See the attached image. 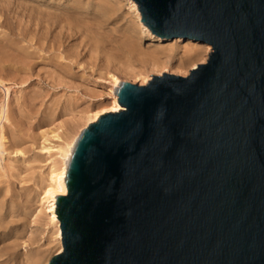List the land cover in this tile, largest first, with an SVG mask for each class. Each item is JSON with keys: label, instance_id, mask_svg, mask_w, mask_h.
<instances>
[{"label": "water", "instance_id": "obj_1", "mask_svg": "<svg viewBox=\"0 0 264 264\" xmlns=\"http://www.w3.org/2000/svg\"><path fill=\"white\" fill-rule=\"evenodd\" d=\"M211 45L185 76L119 82L77 137L48 264H264V0H133Z\"/></svg>", "mask_w": 264, "mask_h": 264}, {"label": "rangeland", "instance_id": "obj_2", "mask_svg": "<svg viewBox=\"0 0 264 264\" xmlns=\"http://www.w3.org/2000/svg\"><path fill=\"white\" fill-rule=\"evenodd\" d=\"M133 3L0 0V264L57 254L51 173L88 118L109 110L115 77L143 85L207 60L211 45L144 32Z\"/></svg>", "mask_w": 264, "mask_h": 264}, {"label": "bare ground", "instance_id": "obj_3", "mask_svg": "<svg viewBox=\"0 0 264 264\" xmlns=\"http://www.w3.org/2000/svg\"><path fill=\"white\" fill-rule=\"evenodd\" d=\"M135 3V2H134ZM133 3V4H134ZM1 9V8H0ZM44 16V15H43ZM141 17V16H140ZM35 24V23H34ZM139 24L141 25V27L143 28V31L144 32H146L147 34H149L150 36H153V37H155V38H157V39H159L160 41L162 40V42L163 41H166V40H169V39H165V38H158V37H156V36H154L144 25H143V23L141 22V20H140V22H139ZM44 28V27H43ZM42 33V32H41ZM174 39H178V37H175V38H173L172 40H174ZM179 40H181V38H179ZM188 42H191V43H193V44H196L197 43V41H194V40H192L191 41V39H186ZM201 44V43H200ZM202 44H203V42H202ZM206 44V47L208 48V50L210 51V48L207 46V45H209V44H207V43H205ZM204 44V45H205ZM208 51V52H209ZM197 52V51H196ZM196 52H194V53H196ZM144 53V52H143ZM198 55V53L196 54V56ZM195 56V55H194ZM190 58V57H189ZM194 58V57H193ZM1 59V58H0ZM20 60V59H19ZM1 61V60H0ZM196 65H194L193 66V68L195 67ZM1 80V79H0ZM2 81H0V83H1ZM114 82H115V84L116 85H118L119 84V78L118 77H115L114 78ZM2 85V84H1ZM3 86V85H2ZM4 87V86H3ZM6 89H7V87H6ZM6 91V90H5ZM8 91V90H7ZM6 91V92H7ZM112 102H111V105L109 106V110L108 109H103L102 111H99L98 113H95L94 115H92V116H90L89 118H88V120H91V121H89L88 122V124L89 123H91V122H94L95 120H97V118L99 117V115L100 114H102V113H104V112H107L106 110H108V111H112V112H114V111H118V110H120V109H123V107L119 104V102H118V95L116 94V93H114V91H112ZM6 103V102H5ZM7 104V103H6ZM7 106V105H6ZM5 107V106H4ZM5 110V109H4ZM6 111V110H5ZM5 114V113H4ZM2 116H4V115H2ZM5 117H7L6 115H5ZM87 124V125H88ZM80 135V134H79ZM78 135V136H79ZM67 136H69V135H67ZM78 136H71V137H73L72 138V140L70 141V139L67 141V143L64 145V147H63V149L61 150V161H62V165H61V167L59 168L58 167V169H55V171L53 172V173H51L52 174V181H53V183H52V187H51V189H49V193H47V194H51V195H53V199H52V213H53V219L57 222V224L60 226V220L58 219V216H57V213H56V196L57 195H66L67 194V186H66V183H65V176H66V172H67V165H66V161L68 160V158H70V156H71V148L74 146V144H75V141L77 140V137ZM1 145V144H0ZM0 148H2V147H0ZM3 151V150H2ZM58 238L60 239L59 241H60V243H61V229L59 230V233H58ZM62 251V243H61V246H60V249L57 251V253H60ZM49 262V261H48Z\"/></svg>", "mask_w": 264, "mask_h": 264}]
</instances>
